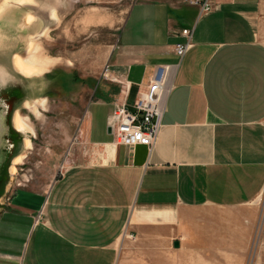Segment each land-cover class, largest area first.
<instances>
[{
	"label": "crops",
	"instance_id": "crops-1",
	"mask_svg": "<svg viewBox=\"0 0 264 264\" xmlns=\"http://www.w3.org/2000/svg\"><path fill=\"white\" fill-rule=\"evenodd\" d=\"M202 1L136 0L93 72L63 68L48 181L6 184L0 264H243L264 189V0ZM158 64L176 69L155 143H116L108 116Z\"/></svg>",
	"mask_w": 264,
	"mask_h": 264
},
{
	"label": "rangeland",
	"instance_id": "rangeland-1",
	"mask_svg": "<svg viewBox=\"0 0 264 264\" xmlns=\"http://www.w3.org/2000/svg\"><path fill=\"white\" fill-rule=\"evenodd\" d=\"M135 1L69 0L67 8L62 13L64 23L57 32L53 33L56 42L51 47L52 54L61 56L63 63L49 77L53 83L44 95L59 99H68L72 96L69 93L73 90L72 88L69 90L67 75L63 68L71 69L74 75L77 72L82 75L93 72L100 59L98 52H102L104 49L103 52L106 53L109 50L118 28ZM10 92L12 91H9V95H11ZM39 101L41 100L24 102L20 104L21 107L15 102V99L12 103L10 100L8 101L11 104L10 107L15 106L19 111L21 121L25 126L24 133H20L17 140L15 139L16 142L22 139L19 143L18 153L23 152L24 156L16 164L13 174H10L8 168L11 164L9 159L2 178L5 183L10 181L8 194L15 185L22 182L39 186L48 181V160H45L47 158L43 155V151L48 148V126H50L48 125V115L60 119L64 112L60 107L62 103L56 102L53 107L54 112L47 110L42 114L40 109L44 108L45 101ZM47 108L52 110L48 102ZM24 137L32 139L33 149L24 148ZM257 206L259 214L253 225L250 243L246 245L243 256H240L244 260L243 264H264V189L258 198Z\"/></svg>",
	"mask_w": 264,
	"mask_h": 264
},
{
	"label": "clouds",
	"instance_id": "clouds-1",
	"mask_svg": "<svg viewBox=\"0 0 264 264\" xmlns=\"http://www.w3.org/2000/svg\"><path fill=\"white\" fill-rule=\"evenodd\" d=\"M69 0H0V93L19 87L25 101L44 100L63 58L53 55V35L64 23ZM23 66L27 71H22Z\"/></svg>",
	"mask_w": 264,
	"mask_h": 264
},
{
	"label": "built area",
	"instance_id": "built-area-1",
	"mask_svg": "<svg viewBox=\"0 0 264 264\" xmlns=\"http://www.w3.org/2000/svg\"><path fill=\"white\" fill-rule=\"evenodd\" d=\"M211 9L209 0L201 2V11ZM185 41L174 44L173 51L182 58L190 49L192 29L181 30ZM176 64H158L145 86L139 90L131 106L125 101L116 104L107 118L113 139L116 143L133 146L142 144L150 150L155 143L166 101L172 87Z\"/></svg>",
	"mask_w": 264,
	"mask_h": 264
},
{
	"label": "water",
	"instance_id": "water-1",
	"mask_svg": "<svg viewBox=\"0 0 264 264\" xmlns=\"http://www.w3.org/2000/svg\"><path fill=\"white\" fill-rule=\"evenodd\" d=\"M9 91H12L10 92L11 95H9ZM14 99L18 105L26 102L25 93L21 88H10V90L8 89L7 91L0 93V166H2L4 162L5 167L7 166L9 159L11 161L12 158L18 154L19 143L22 141V139L18 142L15 141L20 132L16 130L11 122L16 107H10V102L12 103ZM9 100L10 102H8ZM7 183H5L3 179L0 181V195H3Z\"/></svg>",
	"mask_w": 264,
	"mask_h": 264
},
{
	"label": "bare ground",
	"instance_id": "bare-ground-1",
	"mask_svg": "<svg viewBox=\"0 0 264 264\" xmlns=\"http://www.w3.org/2000/svg\"><path fill=\"white\" fill-rule=\"evenodd\" d=\"M21 70L27 71V69H25L23 66H21ZM39 102H42V100ZM12 123H13V126L16 128V130H18L20 133H24L25 126L21 121V114L17 110L14 112V115L12 118ZM23 139H24L23 140L24 141V148H29L31 146L30 140L27 137H24ZM22 153L23 152L18 153L12 158L11 164L9 166L10 174H13V172L16 168V164L19 163L21 158L24 156V154H22Z\"/></svg>",
	"mask_w": 264,
	"mask_h": 264
},
{
	"label": "flooded vegetation",
	"instance_id": "flooded-vegetation-1",
	"mask_svg": "<svg viewBox=\"0 0 264 264\" xmlns=\"http://www.w3.org/2000/svg\"><path fill=\"white\" fill-rule=\"evenodd\" d=\"M4 168H5V163L3 162L2 166H0V181L4 176Z\"/></svg>",
	"mask_w": 264,
	"mask_h": 264
}]
</instances>
